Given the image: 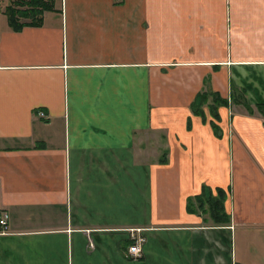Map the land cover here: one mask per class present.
I'll return each mask as SVG.
<instances>
[{
    "label": "crops",
    "instance_id": "crops-1",
    "mask_svg": "<svg viewBox=\"0 0 264 264\" xmlns=\"http://www.w3.org/2000/svg\"><path fill=\"white\" fill-rule=\"evenodd\" d=\"M7 5L0 264H264V0H55L20 31ZM217 190L228 223L188 211Z\"/></svg>",
    "mask_w": 264,
    "mask_h": 264
},
{
    "label": "trees",
    "instance_id": "trees-1",
    "mask_svg": "<svg viewBox=\"0 0 264 264\" xmlns=\"http://www.w3.org/2000/svg\"><path fill=\"white\" fill-rule=\"evenodd\" d=\"M7 6L4 10L5 15L7 16L9 26L14 31H20L25 26H40L43 23V15L46 11H53L55 9V0H7ZM208 100V94L203 92L200 94L198 99L195 101L196 110L194 113L201 116L205 119V112L202 107V104H205ZM199 102V104H198ZM228 106V100L222 99L217 94L214 95V104L209 107V111L214 118L213 123L218 122L220 115L218 112V107ZM250 109V107L248 106ZM259 111L263 114L264 117V105H258ZM203 199L210 200L211 203V216L217 221L216 218H220V222L228 223L230 221V216L225 211L224 202L226 197L223 190H217V196L206 194H201L195 198L188 200L187 209L189 212L194 211L193 206L190 205V201H196L201 203L200 206H203L205 203ZM203 202V203H202ZM205 206V205H204Z\"/></svg>",
    "mask_w": 264,
    "mask_h": 264
},
{
    "label": "built area",
    "instance_id": "built-area-1",
    "mask_svg": "<svg viewBox=\"0 0 264 264\" xmlns=\"http://www.w3.org/2000/svg\"><path fill=\"white\" fill-rule=\"evenodd\" d=\"M9 218L10 216L6 212L0 214V228L2 231H7ZM132 240L133 243L129 248V253L132 258H138L142 255L143 244L145 243L146 238L143 235L134 234L133 232Z\"/></svg>",
    "mask_w": 264,
    "mask_h": 264
},
{
    "label": "rangeland",
    "instance_id": "rangeland-1",
    "mask_svg": "<svg viewBox=\"0 0 264 264\" xmlns=\"http://www.w3.org/2000/svg\"><path fill=\"white\" fill-rule=\"evenodd\" d=\"M231 101H233V100H231ZM208 102V101H207ZM208 113H209V110H208ZM205 114H206V112H205ZM211 114V113H210ZM210 116H212V115H210ZM263 116V115H262ZM264 119V118H263ZM190 205L191 206H195V207H197V208H199V209H203V207H205V209L207 210L206 212H209L210 213V209H211V203L210 202H208V203H204L203 204V206H202V208L200 207V205H197V203H196V201H190ZM205 205V206H204ZM208 213V214H209ZM210 215V214H209Z\"/></svg>",
    "mask_w": 264,
    "mask_h": 264
}]
</instances>
